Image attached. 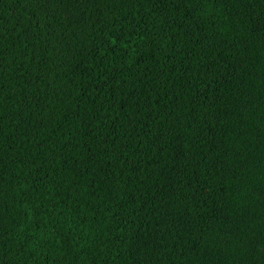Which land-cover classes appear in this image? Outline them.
Returning <instances> with one entry per match:
<instances>
[{
  "label": "trees",
  "instance_id": "trees-1",
  "mask_svg": "<svg viewBox=\"0 0 264 264\" xmlns=\"http://www.w3.org/2000/svg\"><path fill=\"white\" fill-rule=\"evenodd\" d=\"M0 264H264V0H0Z\"/></svg>",
  "mask_w": 264,
  "mask_h": 264
}]
</instances>
